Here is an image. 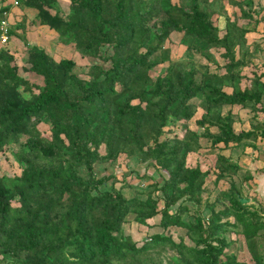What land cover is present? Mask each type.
I'll list each match as a JSON object with an SVG mask.
<instances>
[{"label":"trees","instance_id":"obj_1","mask_svg":"<svg viewBox=\"0 0 264 264\" xmlns=\"http://www.w3.org/2000/svg\"><path fill=\"white\" fill-rule=\"evenodd\" d=\"M226 2L231 12L224 0H68L66 11L56 0H21L36 10L31 23L108 66L88 63L80 76L72 58L24 35L22 59L0 43V151L18 144V172L0 173V264H264V220L240 202L239 165L222 152L264 137V59L252 61L258 51L264 57V29L261 43L246 37L264 21V0ZM173 31L188 56L198 53L215 69L172 60L164 42ZM197 105L198 127L190 128ZM223 105L247 108L248 128H235ZM200 138L213 149L210 170L187 163ZM119 156L127 158L126 173L150 181L131 185L122 173L116 186L101 163ZM209 173L213 186L227 183L212 198L203 196ZM130 212L147 226L157 216L162 230L137 244L122 227ZM230 224L240 226L249 260L225 252ZM170 226L181 229L177 240Z\"/></svg>","mask_w":264,"mask_h":264},{"label":"rangeland","instance_id":"obj_2","mask_svg":"<svg viewBox=\"0 0 264 264\" xmlns=\"http://www.w3.org/2000/svg\"><path fill=\"white\" fill-rule=\"evenodd\" d=\"M258 0H253V2L255 3V5L257 4ZM224 5L227 9L228 12H231V7L230 5H228V3L226 2V0H224ZM64 7V11H65V6ZM264 13V12H263ZM215 16V14H213V17ZM237 21L240 22H248L250 21V18H239L237 19ZM214 22L217 24V26L219 28H222L223 26V17L219 16L218 18H216L214 20ZM262 29H264V21H260L253 30H250L246 33V37H247V42L249 44L252 43V41L254 42H262ZM222 31V30H220ZM54 35V33H52ZM180 32L177 31H173L169 34L168 38L165 40L164 42V46L168 47L169 49V55L170 58L172 60H180V61H185V62H195L196 64H204L207 63V60L205 59V57L201 56L198 53H193L192 55L188 56L185 53V46L184 44L180 43L179 39H180ZM26 40V39H25ZM2 45H7L8 42L5 44L1 43ZM41 45L51 54H53V56L58 57V56H65V57H70L74 60L75 62V66H74V70L79 72L78 74L80 76H83L82 74V70L85 69L86 65L88 63H92V62H98L101 63L103 66H108V63L106 62H102L100 60L97 59H92V58H87V57H82L79 55V53L72 47L71 43H64L61 42L60 40H58V38L56 39L54 36H48L46 39H44L43 43H41ZM22 50H24L21 47ZM212 54L214 56V58L217 60L218 63H222L224 60L222 57L219 56L218 51L217 50H212ZM264 59L262 52L258 51L256 52V54L253 55L252 57V61L255 63H258L260 61H262ZM208 67L210 69H215V63L212 62H208ZM160 64L156 65L152 70H150V74H155L158 69H159ZM250 65H247L245 67V69H249ZM31 81L34 82H39V78L37 76H31V74H28ZM245 80H242V83ZM227 90H229V88H227ZM24 94H26L25 92H23ZM241 108V107H240ZM236 109V106H231L227 108V105H223L221 108V111L224 113L227 109H229L231 111V113H239V109ZM243 108V107H242ZM241 113H244V115L242 114V120H250V116H251V112L247 110V108H243L241 109ZM202 108L200 106H196L195 112L194 114L191 116V118L187 121V124L190 128H197V124H196V119H198L200 117ZM244 111V112H243ZM246 125V122L244 124V126ZM38 127L40 128V130L43 133H47L48 132V125L46 122H41L38 124ZM173 127H175V130L177 132H180V129L178 127V124L173 125ZM199 129H202L201 126H199ZM22 139V137H21ZM200 143H201V147L197 152H189L186 156L187 159V163L189 164H194V163H199L201 169H207L210 170V168L212 167V163H213V159H214V154L213 149L212 150H208L209 148V142L206 141L204 138H200ZM18 147V144H9L8 146H5L3 148V150L0 151V173L6 171L7 173H17L18 172V166L16 165L15 161H14V155L13 152L14 150ZM102 150V149H101ZM215 150V148H214ZM210 151V152H209ZM212 151V152H211ZM127 158L124 156H119L117 158V160L115 161V163L112 164H107V163H101L103 165L107 166L108 170H112L117 177V180L115 181V185L117 186L119 184L121 174L122 173H126L127 172V166L125 164ZM138 167H142L141 164L138 165ZM149 173L152 172V169L149 168ZM212 174H208L206 176V183H207V192L203 193V196L208 195L209 198H212V196L214 195L216 189L218 187L220 188H224L226 187L227 183L224 182L223 180H220L218 182L217 186H213L211 184V178ZM124 179L128 184L133 185L136 182H139L143 185H145L147 182L150 181V179H139L138 177L135 176L134 173L128 174L126 173L124 175ZM237 179V177L235 178ZM125 193H129L130 189L128 187L124 188ZM231 217L229 216V219ZM149 223H153V225L147 226L144 224H138L134 219H133V213L130 212L126 215L125 221L123 222V231L127 234H129L133 240L136 241L137 244H140L147 236L151 235L154 232H159L162 230L161 226L157 225V216H154L153 218L148 219ZM239 228L240 226L237 224L236 226H232L227 225L226 226V230L224 231V235L226 238H230L231 241L229 243V245L225 248V252H232L236 255L237 259L239 260H249V255L248 252L246 250V245H245V241L244 238L242 236V234L239 232ZM167 233H169L171 235V237L174 240H177L178 234L181 233V229L180 228H175L174 226H170L168 230H166ZM166 250V254H173L174 250L169 249L168 247L165 248ZM153 254V252H152ZM165 261V259H164Z\"/></svg>","mask_w":264,"mask_h":264},{"label":"crops","instance_id":"obj_3","mask_svg":"<svg viewBox=\"0 0 264 264\" xmlns=\"http://www.w3.org/2000/svg\"><path fill=\"white\" fill-rule=\"evenodd\" d=\"M13 0H0V6L6 5L5 18L8 22V31L12 29L13 32L7 33L8 37L5 41L8 42L11 48L15 49L19 54V57L24 58L25 46L23 40L18 34L24 35L30 43H36L43 47L44 39L48 36H54L57 39L55 31L48 29L43 24H33L31 19L35 14L33 7L25 6L21 3V0H17V4L12 3ZM62 10H67L68 0H56ZM17 23H20L16 26ZM54 33V35L52 34ZM4 42V44H5ZM21 47L24 49L22 50ZM51 54V53H50ZM53 55V54H52ZM236 106V105H233ZM231 107L227 105V108ZM240 108L236 106V109ZM241 109L239 113H232L235 117V128H248L250 120H242ZM244 112V111H243ZM246 122V125L244 126ZM222 152L226 155H230L235 159L239 165L237 171V183L242 197H248L246 201L258 208L259 214L264 220V137L257 138L254 141V146L250 145H232L229 148L222 149Z\"/></svg>","mask_w":264,"mask_h":264},{"label":"built area","instance_id":"obj_4","mask_svg":"<svg viewBox=\"0 0 264 264\" xmlns=\"http://www.w3.org/2000/svg\"><path fill=\"white\" fill-rule=\"evenodd\" d=\"M13 4H17V0L12 1ZM4 17L0 19V43H4L8 37V22L5 18V12H3Z\"/></svg>","mask_w":264,"mask_h":264},{"label":"water","instance_id":"obj_5","mask_svg":"<svg viewBox=\"0 0 264 264\" xmlns=\"http://www.w3.org/2000/svg\"><path fill=\"white\" fill-rule=\"evenodd\" d=\"M248 199H249L248 197H239L241 203L246 202Z\"/></svg>","mask_w":264,"mask_h":264}]
</instances>
